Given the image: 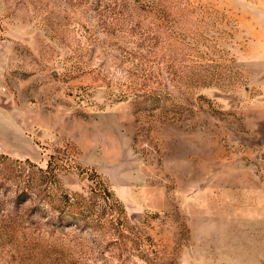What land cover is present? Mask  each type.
<instances>
[{
	"label": "rangeland",
	"instance_id": "374dc122",
	"mask_svg": "<svg viewBox=\"0 0 264 264\" xmlns=\"http://www.w3.org/2000/svg\"><path fill=\"white\" fill-rule=\"evenodd\" d=\"M0 264H264V0H0Z\"/></svg>",
	"mask_w": 264,
	"mask_h": 264
},
{
	"label": "trees",
	"instance_id": "16d2710c",
	"mask_svg": "<svg viewBox=\"0 0 264 264\" xmlns=\"http://www.w3.org/2000/svg\"><path fill=\"white\" fill-rule=\"evenodd\" d=\"M48 169H52V163H49Z\"/></svg>",
	"mask_w": 264,
	"mask_h": 264
}]
</instances>
